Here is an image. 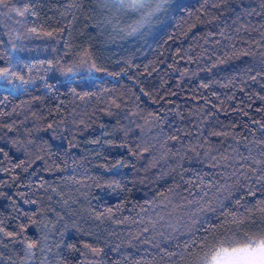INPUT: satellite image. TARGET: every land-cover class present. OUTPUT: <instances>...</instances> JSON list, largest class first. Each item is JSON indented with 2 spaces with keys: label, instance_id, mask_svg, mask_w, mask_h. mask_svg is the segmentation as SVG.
I'll return each instance as SVG.
<instances>
[{
  "label": "trees",
  "instance_id": "16d2710c",
  "mask_svg": "<svg viewBox=\"0 0 264 264\" xmlns=\"http://www.w3.org/2000/svg\"><path fill=\"white\" fill-rule=\"evenodd\" d=\"M105 4L0 3V264H191L226 218L257 232L264 0H172L138 36Z\"/></svg>",
  "mask_w": 264,
  "mask_h": 264
},
{
  "label": "snow or ice",
  "instance_id": "6c2138e0",
  "mask_svg": "<svg viewBox=\"0 0 264 264\" xmlns=\"http://www.w3.org/2000/svg\"><path fill=\"white\" fill-rule=\"evenodd\" d=\"M3 2L4 0H0V3ZM167 2L168 0H158V3H156L152 11L146 13L145 15L151 17V15H153L155 12L160 11ZM107 3H112L115 4L116 7L127 8L132 11H136L148 6V0H106L105 6H107ZM25 11H27V9H25ZM20 15H24V11H21ZM32 31L35 32L36 29H32ZM132 31L135 32L136 29L134 28ZM46 35L50 36L52 33H46ZM88 58L90 59V56ZM85 64L86 60L81 58L79 64L75 65L73 68L67 69V71L70 73L77 71L80 67L85 66ZM94 69L95 65L92 64L88 66L87 70L89 73H91ZM10 75L15 76L16 74L9 73L8 68L0 69V80H8L11 82L9 80ZM16 78L17 80L21 81V83L27 82L23 80V77L16 76ZM261 180H264V175L257 177V182H260ZM107 186L112 187L113 185L109 184ZM116 186L118 187V184ZM221 187L224 191H227L229 195H231L229 188L224 186ZM248 194L252 195L253 193L250 191ZM260 203L264 204V201ZM201 211H214V209L209 205H205L201 207ZM260 213L262 219L257 225V232L251 235L245 232L241 236L239 229L244 224V221L238 220L235 216H232L230 221L226 218L224 224L221 227L228 228L229 225H232L236 230L225 232L222 236L217 234L215 229L211 230L213 242L203 253V255L199 256L195 261H192L191 264H264V207L260 208ZM252 223L255 224L256 222L252 221ZM145 231H147V229H145ZM7 235H12V233H7ZM238 236L240 237L239 239H237ZM196 243L197 242L195 240H190L188 243H186L184 245L185 254L191 247H195ZM200 246L203 247L202 241L200 242ZM33 247V243H28L27 251L31 252ZM93 251L98 252L96 249H93ZM183 258L184 254H181V259Z\"/></svg>",
  "mask_w": 264,
  "mask_h": 264
},
{
  "label": "rangeland",
  "instance_id": "374dc122",
  "mask_svg": "<svg viewBox=\"0 0 264 264\" xmlns=\"http://www.w3.org/2000/svg\"><path fill=\"white\" fill-rule=\"evenodd\" d=\"M172 2V0H168V2L165 4V6L158 12H155L151 17L146 16V13H149L152 11V9L155 7L156 3H158V0H148V6L145 8L132 11L127 8H123L124 14L128 13L127 15L131 14V16H127L125 18V27L123 30H125V33L127 35H134L138 36L143 33V31L148 28L149 25H151L152 21L157 18V16H160L165 12L167 9V5ZM124 9L128 10L126 12ZM123 11H120V13H123ZM119 12V11H118ZM136 29L135 32H133V29ZM0 82H3V80H0ZM18 83H21V81H18ZM10 88H13L9 86Z\"/></svg>",
  "mask_w": 264,
  "mask_h": 264
}]
</instances>
